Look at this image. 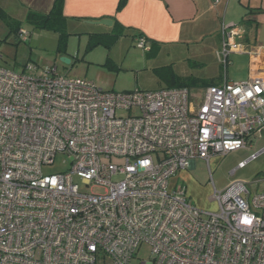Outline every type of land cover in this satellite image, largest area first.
I'll return each instance as SVG.
<instances>
[{
	"label": "built area",
	"instance_id": "2783aa9c",
	"mask_svg": "<svg viewBox=\"0 0 264 264\" xmlns=\"http://www.w3.org/2000/svg\"><path fill=\"white\" fill-rule=\"evenodd\" d=\"M245 35L223 25L224 73L231 53L264 52ZM263 128L264 68L198 89L114 91L33 61L0 66V264H127L143 244L151 264H264V192L211 182L215 208L203 210L171 181ZM57 155L67 167L45 173Z\"/></svg>",
	"mask_w": 264,
	"mask_h": 264
},
{
	"label": "crops",
	"instance_id": "0c3cea01",
	"mask_svg": "<svg viewBox=\"0 0 264 264\" xmlns=\"http://www.w3.org/2000/svg\"><path fill=\"white\" fill-rule=\"evenodd\" d=\"M53 1L0 0V9L27 29L26 26L29 25L24 21L28 11L48 13ZM62 12L66 18L65 30L68 33L63 48H58L57 33L46 29H28L27 41L38 47L40 40H51L52 51L57 56L68 57L69 63H72L74 58L77 60L79 53H82L80 57L83 60L84 53L88 51L86 47L89 34L111 32L115 21L125 27L121 36L129 38L140 33L146 38L147 47L151 42L156 43L158 50H167L168 57L180 54L194 65L205 66L211 63L218 69L223 68L217 58L223 25L243 24L246 30L243 38L245 46L254 50L257 46L264 47V0H64ZM101 19H110L111 26L96 23ZM76 36L79 43L76 56L72 58L71 40L77 38ZM109 54L107 52L108 56ZM231 57L246 58L243 65L246 69L244 77L228 78L226 70L224 74L217 73L215 76L196 79V83L190 88L218 85L224 79H248L259 75L264 68V52L261 55L231 53L228 65L232 63ZM53 67L57 69V64ZM189 168L181 170L171 181L184 183L186 189L190 188L191 194L197 195V183L189 174Z\"/></svg>",
	"mask_w": 264,
	"mask_h": 264
},
{
	"label": "rangeland",
	"instance_id": "374dc122",
	"mask_svg": "<svg viewBox=\"0 0 264 264\" xmlns=\"http://www.w3.org/2000/svg\"><path fill=\"white\" fill-rule=\"evenodd\" d=\"M26 28L33 29L30 26ZM76 37L71 40V57L76 56L79 43L78 36ZM52 46L53 42L47 39L40 40L38 47L19 40L16 32L11 31L5 21L0 19V66L17 72L28 61L37 63L43 69H50L57 64L58 74L86 76L97 87L114 91L157 90L170 86L171 77L180 84L188 83L191 79L215 76L217 73L224 74L223 68L218 69L211 63L205 66L194 65L180 54L170 58L164 49L146 53L136 46L131 36H121L109 50L103 45H96L84 53L83 60L80 57L82 53H79L77 60L74 58L72 63L67 64L52 51ZM231 58L232 63L227 67L228 78L244 77L246 69L243 65L246 58ZM263 148L264 128L253 137L250 147L237 149L223 156H213L208 165L203 160H195V166L188 169L198 187L195 195L191 194L188 185L187 194L191 201L200 209L213 210L215 205L209 200L213 192L212 184L217 190H221L235 181L247 182L251 195L264 192ZM252 154L256 156L252 158ZM243 161L245 163L239 166ZM67 162L65 155H57L53 165L43 167V171L55 173L64 170ZM97 264H111V261L98 258ZM127 264H151L149 248L144 244L139 246Z\"/></svg>",
	"mask_w": 264,
	"mask_h": 264
},
{
	"label": "trees",
	"instance_id": "16d2710c",
	"mask_svg": "<svg viewBox=\"0 0 264 264\" xmlns=\"http://www.w3.org/2000/svg\"><path fill=\"white\" fill-rule=\"evenodd\" d=\"M64 0H54L52 7L48 13H38L35 11H28V14L25 19V23L28 24L33 29H46L51 30L58 35V48H63L65 45V41L68 37V33L65 30V21L66 18L63 15L62 7H63ZM0 19L5 21V23L8 25V28L10 30H14L16 33L18 29L23 28L22 23L13 21L10 16L2 9H0ZM28 34L29 30L26 29ZM125 27L118 23L117 21L114 22L112 31L109 33H96V34H89V39L87 43L86 50H90L96 45H103L105 48L109 49L115 41L124 34ZM141 34L138 33L136 35H133V40L137 36H140ZM142 36V35H141ZM146 39V38H145ZM147 43V40H146ZM157 50V44L152 43L150 46H148V49L145 50L147 52H155ZM164 69H168L169 67H163ZM170 84L173 85V87H188L190 88L191 85H194L196 83V79L189 80L188 83H180L177 84L174 80V78L171 77ZM174 81V82H173Z\"/></svg>",
	"mask_w": 264,
	"mask_h": 264
},
{
	"label": "water",
	"instance_id": "95a60500",
	"mask_svg": "<svg viewBox=\"0 0 264 264\" xmlns=\"http://www.w3.org/2000/svg\"><path fill=\"white\" fill-rule=\"evenodd\" d=\"M96 23L101 24V25L111 26L112 21L110 19H101L99 21H96ZM61 61L67 64L70 62V59L66 56H62Z\"/></svg>",
	"mask_w": 264,
	"mask_h": 264
},
{
	"label": "bare ground",
	"instance_id": "6f19581e",
	"mask_svg": "<svg viewBox=\"0 0 264 264\" xmlns=\"http://www.w3.org/2000/svg\"><path fill=\"white\" fill-rule=\"evenodd\" d=\"M147 53V52H146Z\"/></svg>",
	"mask_w": 264,
	"mask_h": 264
}]
</instances>
